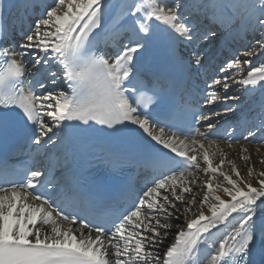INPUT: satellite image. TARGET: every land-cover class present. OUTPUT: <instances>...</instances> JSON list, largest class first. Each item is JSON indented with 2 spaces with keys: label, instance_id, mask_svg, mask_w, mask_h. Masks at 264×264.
<instances>
[{
  "label": "snow or ice",
  "instance_id": "1",
  "mask_svg": "<svg viewBox=\"0 0 264 264\" xmlns=\"http://www.w3.org/2000/svg\"><path fill=\"white\" fill-rule=\"evenodd\" d=\"M111 8V0H53L41 11L39 0H0V143L23 138L56 156L23 181L0 183V264H254L257 244L264 264V171L242 177L228 161L234 179L220 171L225 159L214 166L203 141L222 138L212 119L220 112L175 103V82L145 64L158 23L166 62L185 80L207 73L214 49L244 41L204 81L203 104L240 101L239 91L257 86L264 94V0H131L121 10L127 26L101 41ZM189 116L196 126L186 131ZM257 134L264 110L243 139ZM115 141L126 147L113 149ZM89 155L111 171L131 163L151 175L130 205L117 206ZM193 170L212 174L196 191ZM218 172L228 199L214 189ZM123 187L133 190L130 181ZM230 217H238L231 231L212 240Z\"/></svg>",
  "mask_w": 264,
  "mask_h": 264
},
{
  "label": "bare ground",
  "instance_id": "2",
  "mask_svg": "<svg viewBox=\"0 0 264 264\" xmlns=\"http://www.w3.org/2000/svg\"><path fill=\"white\" fill-rule=\"evenodd\" d=\"M114 1V0H111ZM116 1V12L117 17L122 14L123 7L130 3L131 0H115ZM162 24V23H161ZM164 26V25H163ZM165 27V26H164ZM244 41H241L239 44H230L228 47L232 49L231 51L234 52V50L241 46L240 48H243ZM264 62V60L257 61V63ZM257 90H259V87L257 86ZM241 95H245L243 91L241 90ZM255 93V92H254ZM252 93L251 95H254ZM261 107H263L261 105ZM205 147L209 149L210 158L213 160V165L216 166L219 164L220 159H225V164L221 166L220 171H223L225 173H228L230 175H233V178L235 179L234 172L231 171L230 165L228 161H232L235 163L236 167L240 170L241 176H246V171L250 168L252 170L253 176L257 175L260 171H264V163H261V160H264V146H253L251 144L246 143H236V144H225L222 142H215L213 143H204ZM244 149H247V152L244 151ZM198 156L199 161L201 162V166L203 167L202 162V152L198 151L197 153H194ZM247 155L249 156V160L245 161L243 157ZM212 176L211 173H203L202 171L195 170L193 171V179L195 180V185L193 187V191H196L197 188L202 187L201 182H207L208 179H210ZM216 179L213 180L214 189L216 190V193L221 195L222 198L228 199L226 194L223 192V187H230L227 185L226 181L223 180V177L219 175V172L215 174ZM256 181L253 180V184L255 186ZM219 184L220 187L216 188V185ZM203 193L201 192L200 195ZM207 206L205 205V209ZM229 220L231 223L228 224H220L219 230H214V235L212 237H216L219 240L224 238L227 233L231 231V228L233 225L237 223V220H232L230 217ZM175 231V230H173ZM174 241V236L169 235L167 239L165 240V245H170Z\"/></svg>",
  "mask_w": 264,
  "mask_h": 264
}]
</instances>
